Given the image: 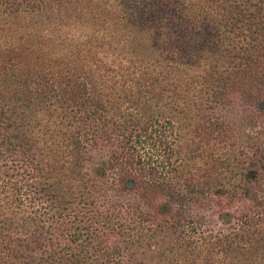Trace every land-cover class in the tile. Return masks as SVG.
I'll return each instance as SVG.
<instances>
[{
    "label": "trees",
    "instance_id": "obj_1",
    "mask_svg": "<svg viewBox=\"0 0 264 264\" xmlns=\"http://www.w3.org/2000/svg\"><path fill=\"white\" fill-rule=\"evenodd\" d=\"M0 264H264V0H0Z\"/></svg>",
    "mask_w": 264,
    "mask_h": 264
},
{
    "label": "clouds",
    "instance_id": "obj_2",
    "mask_svg": "<svg viewBox=\"0 0 264 264\" xmlns=\"http://www.w3.org/2000/svg\"><path fill=\"white\" fill-rule=\"evenodd\" d=\"M92 34V28L83 23H71L59 29L47 26L40 31V36L44 40H59L66 48L86 42Z\"/></svg>",
    "mask_w": 264,
    "mask_h": 264
}]
</instances>
